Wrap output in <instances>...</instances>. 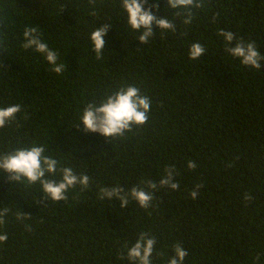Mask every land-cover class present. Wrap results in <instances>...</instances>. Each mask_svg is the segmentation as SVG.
I'll list each match as a JSON object with an SVG mask.
<instances>
[{
	"label": "trees",
	"instance_id": "obj_1",
	"mask_svg": "<svg viewBox=\"0 0 264 264\" xmlns=\"http://www.w3.org/2000/svg\"><path fill=\"white\" fill-rule=\"evenodd\" d=\"M198 2L184 24V10L148 0L145 9L158 5L153 14L176 30L153 24L144 44L122 0H0V107L22 108L0 129V154L35 142L58 168L90 177L89 188L53 202L38 183L0 171V264H132L127 248L141 233L156 238L152 264H169L177 243L188 252L183 264H264V61L260 70L242 65L217 34L255 41L264 55V0ZM106 24L98 60L90 33ZM29 26L58 52L61 74L22 47ZM194 42L206 48L198 60L189 58ZM127 85L150 98L147 122L115 139L86 132L84 108ZM169 166L179 189L158 188L148 209L98 198L100 187L148 191L142 182L159 184Z\"/></svg>",
	"mask_w": 264,
	"mask_h": 264
},
{
	"label": "clouds",
	"instance_id": "obj_2",
	"mask_svg": "<svg viewBox=\"0 0 264 264\" xmlns=\"http://www.w3.org/2000/svg\"><path fill=\"white\" fill-rule=\"evenodd\" d=\"M90 4H94L95 0H89ZM148 0H122V7L127 13V23L132 30L140 32L137 39L144 44L155 35L152 26L156 24L159 30H171L175 32V24L167 18L157 17L152 12V7L145 9ZM168 5L172 9H181L183 12H177V15H184V24L192 22L193 7L200 8L202 4L198 0H167ZM95 15V12L92 13ZM110 24L104 25L102 28H95L90 33V40L93 45V51L96 53L98 60L102 59L105 49L104 36L109 31ZM224 38L226 47L225 51L234 58H239L242 65L261 69V62L264 61V55L258 51L255 41H245L243 37H237L232 31L219 30L217 33ZM24 43L22 47L25 50L32 51L44 56L45 60L51 66V71L61 74L65 70V64L58 62L59 54L49 48L48 44L43 41L42 33L36 27H26L23 32ZM2 42V41H0ZM206 52V48L199 42H194L189 48V58L198 60ZM2 63V62H0ZM151 101L147 95H142L140 89L127 85L121 87L118 91L108 94L98 105L89 103L83 110L80 121L84 125L86 132L100 133L105 137H123L126 131H130L133 125H144L148 120ZM22 111L20 105H10L0 107V129L16 120L18 113ZM79 124L75 125L78 127ZM44 146H39L35 142L30 147L17 148L9 153L0 154V171L9 174L11 182L21 183L26 181L29 185L39 184L40 189L53 202L61 200L67 201L66 193L69 189L81 186V191L90 187V177L84 173L77 174L72 167H59L60 161L45 155ZM197 167L194 161L188 162V168L194 170ZM59 175L60 179H55ZM178 173L174 166L165 169V174L160 179L159 184L152 180H147L148 191L140 186H134L129 191L123 187H100L98 198L100 200L114 198L119 201L120 207L125 208L129 205V201L134 200L140 208L148 209L153 198L154 192L158 188L164 186L170 187L172 190L179 189V183L175 181ZM202 185L197 184L196 189ZM191 191L190 195L193 199L198 196V191ZM246 200H252L251 195L245 196ZM8 212L7 208L0 210V225L5 223L4 217ZM29 218L21 212L17 213V219ZM30 230V228H29ZM8 240L6 233L0 234V243ZM157 243L154 236L148 233H141L131 247L127 248V257L132 264H152L151 257ZM127 247V246H126ZM174 255L170 258L169 264H183L188 252L177 243L174 247ZM122 258V257H121Z\"/></svg>",
	"mask_w": 264,
	"mask_h": 264
}]
</instances>
